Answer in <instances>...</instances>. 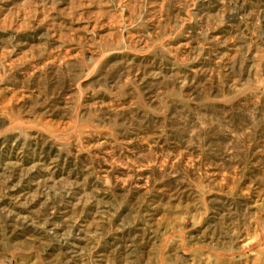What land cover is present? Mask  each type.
Returning <instances> with one entry per match:
<instances>
[{
	"label": "rangeland",
	"instance_id": "obj_1",
	"mask_svg": "<svg viewBox=\"0 0 264 264\" xmlns=\"http://www.w3.org/2000/svg\"><path fill=\"white\" fill-rule=\"evenodd\" d=\"M0 264H264V0H0Z\"/></svg>",
	"mask_w": 264,
	"mask_h": 264
}]
</instances>
